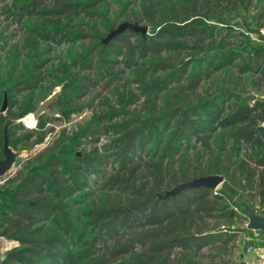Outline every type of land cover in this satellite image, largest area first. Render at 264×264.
I'll list each match as a JSON object with an SVG mask.
<instances>
[{"label": "trees", "instance_id": "16d2710c", "mask_svg": "<svg viewBox=\"0 0 264 264\" xmlns=\"http://www.w3.org/2000/svg\"><path fill=\"white\" fill-rule=\"evenodd\" d=\"M112 1L10 6L24 27L15 60L23 64L6 80L0 68V160L7 121L11 150L44 147L0 185V238L16 243L0 264H235L238 238L251 231L242 213L264 218V145L253 134L264 125V101L250 104L239 87L245 74L264 81V47L249 35L221 36L235 29L225 10L245 0H120L111 20ZM119 21L147 34L125 29L106 40ZM242 22L257 34L264 4ZM52 47L67 53L51 63ZM231 68L235 82L202 91ZM46 82L59 88L48 108L58 117L42 114L25 130L18 121L35 112ZM85 99L89 117L45 144L49 121L69 123ZM108 165L91 198L92 176ZM209 176L223 183L165 196Z\"/></svg>", "mask_w": 264, "mask_h": 264}, {"label": "rangeland", "instance_id": "374dc122", "mask_svg": "<svg viewBox=\"0 0 264 264\" xmlns=\"http://www.w3.org/2000/svg\"><path fill=\"white\" fill-rule=\"evenodd\" d=\"M15 0H0V68L3 71L1 75V80H6L8 76V68L14 63H18L22 65V62H15L16 55L22 51V44L24 39V27L20 24L13 22L9 17L10 6L13 5ZM120 0H113L111 2V10H110V18L114 20L116 14L120 8ZM264 4V0H245L243 4L237 6V9L234 11L225 10V15H228L230 18L229 23L235 26L233 32H228L224 28L221 30V36L226 33H229L231 36L227 38V42L233 41H243L244 37L237 38L238 34H244L245 36L249 35L250 40L255 39L256 34L246 33V27L243 25L242 19L246 18L250 21L251 17L254 16L258 11H260L261 6ZM225 5L223 2L222 6ZM252 22V21H251ZM122 24V21H119L117 25ZM254 22H252L253 24ZM222 29V28H221ZM240 30V31H239ZM67 53V49L65 47H52V51L50 53L51 63L56 62V58L60 55H65ZM22 55V52H21ZM25 56V55H24ZM50 63V64H51ZM240 64V61L236 63V66ZM19 65V66H20ZM237 78L236 68H231L229 70L223 71L214 75L210 80L206 81L202 85V91L204 89H210L212 92H215L221 88H226L229 82H235ZM258 76L255 74H245L241 76L239 87L245 90V92H253L258 94V98L264 100V85L259 83ZM59 88H51L48 82L41 84L38 90L34 93V100L37 104L36 109L39 105L49 98L52 94L58 93ZM90 103L89 99H85L82 101L81 105L86 107L87 104ZM5 104L2 105L1 111ZM93 106V105H92ZM49 114L47 116L49 118L58 117L56 111H52L50 109ZM90 109L87 107L81 112L74 116H72L71 121L67 124H64L62 121H49L47 128H53V132L48 134L45 139V144H48L57 134V132L63 128H70L74 124L80 121L86 120L90 115ZM21 126L25 130H30L35 127L36 122L32 118V114L27 115L23 119L19 120ZM44 146H35L29 150L22 151H14L16 154V159L11 167V169L0 178V185L10 177L14 176L15 173L21 169L26 160H28L36 151L42 149ZM111 165L107 166L105 170H103L98 176H92L90 182V192L92 193L91 198H96L99 195V190L101 188V184L103 179L111 173ZM90 199V198H89ZM257 204V203H256ZM243 214V213H242ZM247 225V224H246ZM245 225V226H246ZM255 234V233H254ZM254 234L252 236H254ZM243 236L238 243V247H246L249 244H253L251 240L244 239ZM257 238V237H256ZM254 238V239H256ZM263 240H257L258 244L263 243ZM16 246L15 242L7 241L3 238H0V261L2 260L4 254Z\"/></svg>", "mask_w": 264, "mask_h": 264}, {"label": "water", "instance_id": "95a60500", "mask_svg": "<svg viewBox=\"0 0 264 264\" xmlns=\"http://www.w3.org/2000/svg\"><path fill=\"white\" fill-rule=\"evenodd\" d=\"M125 29H130L134 32L141 33L142 35L147 34L148 28L145 26H139L137 24H131L128 22H123L115 30L111 31L107 36L106 40L113 38L119 33L123 32ZM58 93L52 94L49 98L44 100L39 107L32 113V118L36 122L38 117L42 114H49V106L55 101ZM5 109V106L2 110ZM13 121H7L3 127V159L0 160V178L3 177L13 166L16 154L9 147L8 138H7V128L9 125L13 124ZM253 134L259 137L264 145V125L256 127L253 131ZM223 183V178L221 176H209L198 179H193L189 182L181 183L176 185L171 190L165 193V196H174L179 192L186 189H197V188H208L210 190L217 189ZM243 216L247 219L246 229L252 231H259L264 234V218L257 216L251 212L244 211Z\"/></svg>", "mask_w": 264, "mask_h": 264}, {"label": "crops", "instance_id": "0c3cea01", "mask_svg": "<svg viewBox=\"0 0 264 264\" xmlns=\"http://www.w3.org/2000/svg\"><path fill=\"white\" fill-rule=\"evenodd\" d=\"M264 47V44H263ZM258 76V75H257ZM259 77V76H258ZM262 85H264V81L260 82ZM245 97H248L250 99V104L253 103L254 100H261L258 98V94L253 93V92H246L244 94ZM264 101V100H262ZM261 126V125H260ZM246 225V224H245ZM244 225V228L246 226ZM255 233V234H254ZM254 234V236H252ZM245 236L244 239L251 240L252 242L254 241L253 244H249L246 247H238L239 240ZM257 237V238H256ZM257 240H263L264 241V234L259 231H250L248 233L241 234L238 238L237 241V249L234 252L233 255V261L235 264H264V244H258L256 241ZM262 241V242H263ZM250 248L249 251L247 249Z\"/></svg>", "mask_w": 264, "mask_h": 264}, {"label": "built area", "instance_id": "2783aa9c", "mask_svg": "<svg viewBox=\"0 0 264 264\" xmlns=\"http://www.w3.org/2000/svg\"><path fill=\"white\" fill-rule=\"evenodd\" d=\"M256 36L257 37L255 39L253 38L252 40L256 41V42H262V44H264V27H261L258 29ZM257 208H258V206H257ZM260 208L264 212V201H263ZM263 244H264V241H263ZM249 250H250V248L247 249V251H249Z\"/></svg>", "mask_w": 264, "mask_h": 264}]
</instances>
